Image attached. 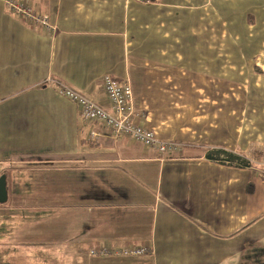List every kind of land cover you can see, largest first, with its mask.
I'll list each match as a JSON object with an SVG mask.
<instances>
[{"label":"crops","instance_id":"obj_1","mask_svg":"<svg viewBox=\"0 0 264 264\" xmlns=\"http://www.w3.org/2000/svg\"><path fill=\"white\" fill-rule=\"evenodd\" d=\"M237 1L27 0L46 29L0 0V264H264V176L206 156L264 157V27L241 40ZM105 74L177 151L113 138L59 91L108 111ZM101 244L150 250L88 254Z\"/></svg>","mask_w":264,"mask_h":264},{"label":"built area","instance_id":"obj_2","mask_svg":"<svg viewBox=\"0 0 264 264\" xmlns=\"http://www.w3.org/2000/svg\"><path fill=\"white\" fill-rule=\"evenodd\" d=\"M149 2L150 0H138ZM6 9L12 14L21 17L26 23L40 25L46 29H54L45 13L35 11L27 4V0H4ZM102 86L110 110H105L99 104L78 93L68 86L61 85L59 91L68 99L78 105L83 119H97L111 129L113 138L128 136L147 148H152L160 154H172L178 149V143L157 137L151 130L137 124L132 106L131 87L126 80H119L109 74L102 78ZM95 133L92 132V135ZM259 172L264 176V157L258 162ZM147 246H120L110 247L101 244L90 248L88 253L92 256H137L149 252Z\"/></svg>","mask_w":264,"mask_h":264},{"label":"rangeland","instance_id":"obj_3","mask_svg":"<svg viewBox=\"0 0 264 264\" xmlns=\"http://www.w3.org/2000/svg\"><path fill=\"white\" fill-rule=\"evenodd\" d=\"M241 1V2H240ZM264 3V0H261ZM250 1L246 0H238L236 3L237 5L241 4V11L237 14V16H225L224 18L227 20L226 24L229 27H237L239 31L237 32L239 34V37L241 40L247 41L249 37V28L247 27H264V19L261 23H258L257 25H254V17L250 13H248V4ZM260 24H263L262 26ZM246 50V49H245ZM247 51V50H246ZM259 84L260 81H259ZM262 121V120H261ZM259 121V122H261ZM254 161H259L256 158H252ZM89 254V253H88Z\"/></svg>","mask_w":264,"mask_h":264},{"label":"trees","instance_id":"obj_4","mask_svg":"<svg viewBox=\"0 0 264 264\" xmlns=\"http://www.w3.org/2000/svg\"><path fill=\"white\" fill-rule=\"evenodd\" d=\"M206 156L209 159L239 167L253 166L254 162L252 161L251 158L252 156H254L255 158V155L253 153L251 154V156H247L244 154L234 153L222 148L212 149V150L208 149Z\"/></svg>","mask_w":264,"mask_h":264},{"label":"water","instance_id":"obj_5","mask_svg":"<svg viewBox=\"0 0 264 264\" xmlns=\"http://www.w3.org/2000/svg\"><path fill=\"white\" fill-rule=\"evenodd\" d=\"M7 197V191H6V178L5 175L2 174L0 176V202H4Z\"/></svg>","mask_w":264,"mask_h":264}]
</instances>
